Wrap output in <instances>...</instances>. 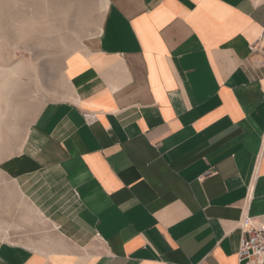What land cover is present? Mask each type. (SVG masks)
Instances as JSON below:
<instances>
[{
	"label": "crops",
	"instance_id": "1",
	"mask_svg": "<svg viewBox=\"0 0 264 264\" xmlns=\"http://www.w3.org/2000/svg\"><path fill=\"white\" fill-rule=\"evenodd\" d=\"M112 4L9 164L63 245L0 236V264H239L264 221V0Z\"/></svg>",
	"mask_w": 264,
	"mask_h": 264
},
{
	"label": "rangeland",
	"instance_id": "2",
	"mask_svg": "<svg viewBox=\"0 0 264 264\" xmlns=\"http://www.w3.org/2000/svg\"><path fill=\"white\" fill-rule=\"evenodd\" d=\"M112 7V0H0V236L6 241L63 245L17 189L9 164L20 169L41 109L69 90L67 57L99 35L108 13L113 19Z\"/></svg>",
	"mask_w": 264,
	"mask_h": 264
},
{
	"label": "built area",
	"instance_id": "3",
	"mask_svg": "<svg viewBox=\"0 0 264 264\" xmlns=\"http://www.w3.org/2000/svg\"><path fill=\"white\" fill-rule=\"evenodd\" d=\"M241 232L239 264H264V226L247 219Z\"/></svg>",
	"mask_w": 264,
	"mask_h": 264
},
{
	"label": "bare ground",
	"instance_id": "4",
	"mask_svg": "<svg viewBox=\"0 0 264 264\" xmlns=\"http://www.w3.org/2000/svg\"><path fill=\"white\" fill-rule=\"evenodd\" d=\"M2 70V69H1ZM2 74V73H1ZM5 78V77H4ZM8 81V80H7ZM257 223L259 224H261V225H263L264 226V221H257Z\"/></svg>",
	"mask_w": 264,
	"mask_h": 264
}]
</instances>
